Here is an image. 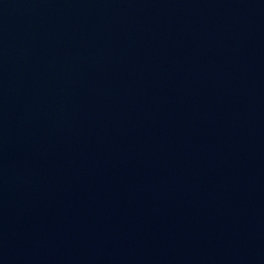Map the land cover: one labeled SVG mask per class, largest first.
<instances>
[{"label":"water","instance_id":"95a60500","mask_svg":"<svg viewBox=\"0 0 264 264\" xmlns=\"http://www.w3.org/2000/svg\"><path fill=\"white\" fill-rule=\"evenodd\" d=\"M0 264H264V0H0Z\"/></svg>","mask_w":264,"mask_h":264}]
</instances>
